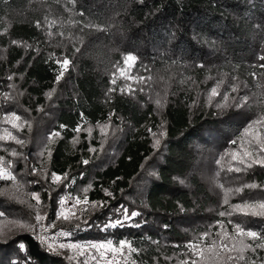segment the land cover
Returning a JSON list of instances; mask_svg holds the SVG:
<instances>
[{
	"label": "trees",
	"instance_id": "trees-1",
	"mask_svg": "<svg viewBox=\"0 0 264 264\" xmlns=\"http://www.w3.org/2000/svg\"><path fill=\"white\" fill-rule=\"evenodd\" d=\"M86 21L104 30L83 27ZM127 53L137 57L132 81L117 75ZM260 55L264 0H75L74 5L69 0H0V115L15 112L27 122L22 130L11 131L25 143L0 141V154L18 162V170L23 169L21 155L11 152L27 157L20 187L40 194L45 222L56 220L62 195L87 197V211L59 225L73 230L80 223L85 230L72 235L78 241L113 238L117 243L128 238L138 250L131 254V264H182L192 256L185 245L208 246V239H198L205 231L217 245L225 241L239 247L238 241L214 235L221 231L219 223L228 237L234 236L228 219L243 221L242 227L264 235V218L239 213L222 218L218 212L228 208L225 194L233 203L242 185H264V168L229 173V155L217 161L230 150L249 148L243 129L264 115V76L251 75L264 73ZM64 57L71 63L57 83L55 61ZM113 78L117 90L109 93ZM220 80V94L210 99ZM126 84L134 94L120 93ZM235 85L238 92H231ZM226 93L228 101L223 100ZM158 94L160 107L155 103ZM245 95L247 103L235 107L233 98ZM98 124H111L121 136L111 156L87 136V129ZM160 131L165 135L154 147L152 133ZM92 146L95 151L89 150ZM41 150L43 155H36ZM29 154L36 156L30 160ZM230 164L236 166L235 161ZM32 168L35 175L29 174ZM204 168L211 180L202 175ZM53 173H66L67 180L52 183ZM81 187L86 189L82 192ZM262 195L259 189L243 188L236 196L249 200ZM101 202L108 206L100 207ZM118 205L139 211L136 220L142 227L110 229L107 234L97 227L87 230L84 220L100 225L109 216L115 219ZM0 211L6 213L0 217V264H8L10 257L13 264H76L28 231L17 230L32 219L27 205L0 195ZM19 241L25 249H18ZM260 242L245 239L253 246ZM243 255L245 260L236 264H264V248Z\"/></svg>",
	"mask_w": 264,
	"mask_h": 264
},
{
	"label": "snow or ice",
	"instance_id": "snow-or-ice-1",
	"mask_svg": "<svg viewBox=\"0 0 264 264\" xmlns=\"http://www.w3.org/2000/svg\"><path fill=\"white\" fill-rule=\"evenodd\" d=\"M75 0H69L70 4L74 5ZM81 16H83V13H81ZM37 27H40V23L37 22ZM83 27L87 28H95L98 31H103L104 29L100 28L99 25L93 23L92 21H86ZM60 35H63V33H60ZM13 44H17L18 42L13 40ZM76 51H79L77 48ZM260 61H264V55H260L258 57ZM137 60V57L133 54H128L124 57V64L127 65L128 67H132L135 65ZM56 64L59 65V69L57 71V75L55 77L56 82L59 83V81L63 78L65 72L68 69L69 64L71 61L67 58H60L55 61ZM198 67L203 68L204 65L200 64ZM260 68H264V63H261L259 65ZM121 75H123V69H121ZM253 77H256L257 75L264 76V73H257L253 71L251 73ZM127 79H133L131 76L126 77ZM9 80L12 79V76L8 77ZM148 79H151L149 77ZM235 79V78H234ZM140 82L143 83V78H140ZM223 83V80H220L217 82L216 86L211 88L210 90V99L212 97H215L219 95V87ZM111 85L108 89L109 93L115 92L116 89V79L113 78L111 80ZM127 90V91H126ZM238 85L232 86L231 87V92H238ZM121 94H129L132 95L135 93V89L131 87V85H124L119 89ZM143 91V89H141ZM47 96L49 99L52 97V92L47 93ZM4 99L7 101L9 100V96L6 94L4 96ZM229 97L228 94L226 93L223 96L224 101H228ZM235 99V107L240 108L243 107L247 101L248 97L245 96H240L238 99ZM155 103L158 107L161 106V99L159 98V94L157 95V99L155 100ZM216 107H222V105L217 104ZM81 115V120H84V115L83 113ZM112 113L109 114V121L111 120ZM21 116L17 115L15 112H12L8 115H5L3 117V122L5 124H10L13 129H16L17 131L22 130V125H19L17 122L21 121ZM25 123H27L25 121ZM108 124H105L103 126L97 125V127L100 128L101 134L106 135V129L108 128ZM63 127V126H61ZM160 128H163V123L160 125ZM5 135L0 136V141H5V140H13L15 141L16 144L18 145H23L25 141L23 139L18 138L16 135H13L11 131L8 129H5ZM75 132H80L81 128L78 126L75 130ZM89 135H91V129H88ZM151 131V129H149ZM243 134L244 136L248 137V144L249 148L248 150H243V147L241 151L239 152H231V153H225L224 156L220 157V160L217 161V164L220 163V161L225 159V156L230 155L232 160L236 162L235 167H228L227 171L229 173L235 172V173H240L242 171H246L248 169H252L254 166H259L260 168H264V115L259 116L258 118L254 120H250L246 126L243 129ZM52 135L58 136L59 133H54ZM154 137V147H158L161 143V140L159 137H162L165 135L164 131H160L158 134L157 133H152ZM52 137H49V143H51ZM233 145L237 144V140L233 139L231 141ZM90 151H95L94 148H90ZM12 156H18V155H23V154H18L15 150L11 152ZM43 155V153H41ZM51 153L49 152V156ZM24 159L26 160L27 157L25 156ZM84 164L88 163V160L83 161ZM13 168L12 161L7 162V166H4V157L0 156V181H15L16 176L13 174V172L10 170ZM37 169L32 168L30 171V175H35ZM219 175V173H217ZM233 179H238V177H234ZM65 180H67V174L65 173L62 176L57 175L55 173L52 174L51 176V182L55 184L63 183ZM32 183H39V181H33ZM220 187L223 188V184L220 185ZM243 188H248L252 190L259 189L260 193H264V185L258 184V183H250V184H244L241 187L236 189V192H240L243 190ZM106 194L111 196V193H108L107 190ZM33 199L36 201L37 205H40L41 199H40V194L37 192L32 193ZM83 203L84 205L88 204V199L87 197L84 198L83 202L80 199H76L74 202V206L76 205H81ZM224 205H229V200L225 198L223 200ZM60 208L57 211V218L58 219H63L64 221H69L70 222V217L68 215H65L64 213V205H65V200L62 198L59 201ZM100 207H107V202H101ZM93 209L97 207L96 203H93L91 206ZM230 211H219L218 215L219 217H225L228 216L229 218L232 216L233 213H239L244 217H256V218H264V195L260 196L259 198H252L249 200H245L242 203H238L235 205H229ZM116 213V218L113 219L111 216L108 217V219L100 225H97L95 223L88 225L87 220H84L83 223L87 225V230H90L92 227H97L98 230L102 233L107 234L109 230H117V229H124L125 227H142V223L140 221H137L136 218L141 216V213L136 210H132L131 212L129 211L128 207L125 205H118L115 209ZM6 215L5 211H0V217H4ZM72 216L75 217V213H72ZM44 220V216L40 215L39 212H37L35 216V221L37 222L35 225H28V224H20L19 226L21 228H27L31 226L33 228V231H36L38 228L41 227L40 222ZM135 221V222H134ZM134 222V223H133ZM228 224H231L233 226V237H228L227 231L225 229V225L223 222L219 223V228L221 231L215 233V236H224L228 239H233L235 241L239 242V247H237V244L234 242L231 245L225 241H221L220 245H217L214 239H211V236L213 235L209 231H205L200 239L201 241L204 239L209 240V244L207 247H201L200 243L197 242H190L185 247L192 252V256L189 259H186L185 261L182 262V264H236L237 261H244L245 257L243 253L246 250H251L252 252H255L257 248H264V235L258 233L255 230H248L245 227H242V224L244 223L243 221L240 222H234L231 219H228L227 221ZM165 229L167 228V225L164 226ZM78 230H85L82 229L80 223H76L74 225L73 230L69 231H61L59 234L62 236H71L74 235L75 231ZM245 239H250L253 242L256 241H261L260 243H255V245L251 244H246ZM43 242V241H42ZM155 243V241H153ZM17 247L19 250L25 249V243L22 241H19L17 243ZM61 249L68 248V249H88L92 251L93 254L91 256H87L83 251L81 252V255H86L85 259V264H87V260L91 258L92 260H97V264H99L97 256L95 253H98L100 257H105L104 259V264H113V260L115 256H120L122 259L125 257H130L132 253L137 252L138 250L133 247L132 242L128 238H121L118 240L117 243H114L113 238H106L103 241L99 242H87L85 244H80V243H68V244H63L61 243L59 245ZM112 253L113 257L112 258H107L106 253ZM233 252H236L237 255H232ZM27 259V258H25ZM71 259V258H69ZM8 264H13V258L10 257L8 260ZM132 264H135V261H132ZM247 264V262H246ZM255 264V262H253Z\"/></svg>",
	"mask_w": 264,
	"mask_h": 264
},
{
	"label": "rangeland",
	"instance_id": "rangeland-1",
	"mask_svg": "<svg viewBox=\"0 0 264 264\" xmlns=\"http://www.w3.org/2000/svg\"><path fill=\"white\" fill-rule=\"evenodd\" d=\"M128 54H130V53H127V54H125L122 57L121 67L117 70V75L119 77H121V78H124V79H127L126 77L131 76L130 73L133 70V66L132 67H128L127 65L124 64V57L126 55H128ZM121 69H123V75H121ZM131 77L133 78V76H131ZM127 80L132 81L133 79H127ZM5 115L6 114L0 115V122H1V125H0V136L5 135V131H4L5 129H8L9 131H12V129H13L10 124H5L3 122V117ZM24 121L25 120L21 119V121H19L17 123L19 125L23 126ZM28 125H29V123H28ZM103 125H105V124H103ZM103 125H101V126H103ZM108 125L109 126L106 129V133H107L106 135H102L100 128L96 126L94 128H88V129H91V135H89V131L87 129V136L91 139V141H96V143L99 144L98 148H101V149L103 148L102 151L103 150L106 151V153H108L107 155L111 156L115 152V148H114L115 139L117 137H119L120 134L115 132V129L113 128V126L111 124H108ZM112 133H113V136H112ZM16 136L19 138V135L16 134ZM245 139H246V141H248V137L245 136ZM9 140H11V139H9ZM5 141H7V140H5ZM91 148H95V146H92ZM1 149H3V145L0 144V150ZM243 150H248V148H243ZM239 151H241V149L238 150V151L230 150L227 153L239 152ZM41 152H42V150L39 153H37L36 155L41 154ZM36 155L29 154L28 157L31 160ZM0 156L4 157V166L6 167L7 166V162L9 160H7V158L4 155H2V154H0ZM19 158H20V160H19L20 164H22L23 169L22 170H18V168H16L18 162H16V161L12 162L13 168L10 169V170L16 176V180L15 181H0V195L12 197L13 200H15V202H19V203H22V204L24 203L25 205L28 206L29 211L32 212V219L29 220V221H26L25 224L35 225V223H36L35 216H36L37 212H39L40 215L44 216V220L41 221L42 228H44L45 231L47 232L46 233L47 236L51 235V238L53 239L55 234L54 233L53 234L50 233L52 230H57L59 228L60 229H66L65 226H60L59 225L60 222H64V220L62 218L58 219L56 217V220H54V221L45 222L44 211L41 209L40 205L36 204V201L33 199V197H32V193L33 192H30V191L28 192V191L24 190V187H20L21 186V182L19 181L20 180L19 176H20V174L23 173V170H24L25 165H26V160L24 159V155H21ZM227 160L229 162V165L231 166L230 161L232 162L233 160H232L230 155H229ZM256 167H259V166H256ZM202 175L205 177L206 180H208V179L211 180V175H210L209 170H206L204 168ZM232 179L230 181H228V183L232 182L233 181ZM24 182H26V181L24 180ZM139 185H141V184L139 183ZM85 189H86V187L82 188L81 189L82 192ZM226 190L230 191L229 188L226 189ZM223 191H225V190H223ZM235 194L237 195L238 192L235 193ZM236 195H235V198H236L237 202L229 203V205H235V204H238V203H242L245 200H248L247 197H240V196H236ZM66 196H68V195H65V194L62 195L61 199L63 198L65 200L64 213H65V215H68L70 218H73L72 213H75V215L80 216L82 212H86L87 209L90 207L89 203L87 205H84L83 203H81V205L74 206V202L78 198H69V196L68 197H66ZM225 198L229 199V196L227 194H225ZM81 201L83 202V200H81ZM229 205L227 206L228 208H227L226 211H230L231 210ZM91 206H92V204H91ZM77 211H79V212H77ZM17 230H26L31 235H33L35 238L39 239L38 236L36 235V231H33V228L31 226H29L27 228H21L20 226H18ZM17 230L13 229L12 231H17ZM68 238H69L70 242L69 241H65L63 244H68V243L85 244L87 242H99V241H89V240L78 241V240H75L74 238H72V235L68 236ZM100 241H103V240H100ZM46 247L48 249H50L51 251H53V252L62 253L63 255H65V257L67 259L71 258L70 260L72 262L76 263V264H85L86 255L90 257L91 254H93L92 251H90L88 249L77 250V249H68V248L61 249L60 247H52L51 248L50 246H46ZM82 251L86 255H81ZM95 255L97 256L99 264H104L105 257H100L98 253H95ZM105 255H106L107 258H112L113 257V254L110 253V252L106 253ZM87 264H97V260H92L91 258H89L87 260ZM113 264H131L130 257H125V258L122 259L120 256H115V258L113 260Z\"/></svg>",
	"mask_w": 264,
	"mask_h": 264
},
{
	"label": "built area",
	"instance_id": "built-area-1",
	"mask_svg": "<svg viewBox=\"0 0 264 264\" xmlns=\"http://www.w3.org/2000/svg\"><path fill=\"white\" fill-rule=\"evenodd\" d=\"M37 223V222H36ZM35 223V224H36ZM42 223L40 222V225H41ZM73 228H74V226H73ZM69 230H71V229H68V228H66V229H57V230H52L50 233H54L55 235H54V237H53V239L51 238V235L50 236H47V232L45 231V229L44 228H42V225H41V227L40 228H38L37 230H36V235L38 236V238L40 239V240H42L43 241V243L46 245V246H50L51 248L52 247H59V245L61 244V243H64L65 241H69V238H68V236L67 237H65V236H62V235H60L59 233L61 232V231H69ZM70 242V241H69Z\"/></svg>",
	"mask_w": 264,
	"mask_h": 264
}]
</instances>
